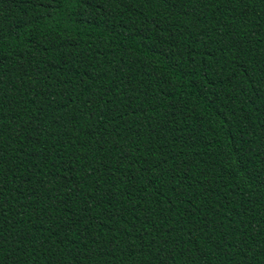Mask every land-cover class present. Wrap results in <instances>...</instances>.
<instances>
[{
	"label": "trees",
	"instance_id": "trees-1",
	"mask_svg": "<svg viewBox=\"0 0 264 264\" xmlns=\"http://www.w3.org/2000/svg\"><path fill=\"white\" fill-rule=\"evenodd\" d=\"M0 264H264V0H0Z\"/></svg>",
	"mask_w": 264,
	"mask_h": 264
}]
</instances>
